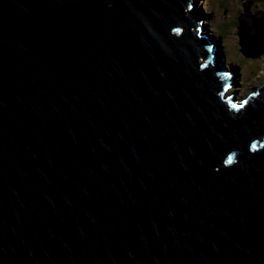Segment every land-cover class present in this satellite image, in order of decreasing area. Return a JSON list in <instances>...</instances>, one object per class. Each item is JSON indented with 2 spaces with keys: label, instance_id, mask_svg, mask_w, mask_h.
<instances>
[{
  "label": "water",
  "instance_id": "obj_1",
  "mask_svg": "<svg viewBox=\"0 0 264 264\" xmlns=\"http://www.w3.org/2000/svg\"><path fill=\"white\" fill-rule=\"evenodd\" d=\"M206 19L195 0H0V264H264V85L226 91Z\"/></svg>",
  "mask_w": 264,
  "mask_h": 264
},
{
  "label": "rangeland",
  "instance_id": "obj_2",
  "mask_svg": "<svg viewBox=\"0 0 264 264\" xmlns=\"http://www.w3.org/2000/svg\"><path fill=\"white\" fill-rule=\"evenodd\" d=\"M197 8L205 15V24L207 29L204 32L210 36L213 34L215 26L221 25L225 37L216 40L218 44L217 58L223 61V65L232 66L231 72L233 83L231 91L237 98L247 97L253 89L264 85V55L258 59L247 58L241 52V46L238 36L237 19L244 11L242 0H195ZM248 1V0H245ZM255 0H253L254 2ZM252 6L253 13L264 21V3L256 2ZM224 49L225 55L221 51ZM221 51V52H220ZM241 62V65L234 66L235 62Z\"/></svg>",
  "mask_w": 264,
  "mask_h": 264
},
{
  "label": "trees",
  "instance_id": "obj_3",
  "mask_svg": "<svg viewBox=\"0 0 264 264\" xmlns=\"http://www.w3.org/2000/svg\"><path fill=\"white\" fill-rule=\"evenodd\" d=\"M256 2H263L264 3V0H257ZM239 19V18H238ZM237 19V25H239V20ZM215 33H213L215 36H217V37H225V35L227 36V34L224 32V30H223V28H222V26L221 25H219V26H215ZM235 66L236 65H241V62H239V60L237 61V62H235V64H234Z\"/></svg>",
  "mask_w": 264,
  "mask_h": 264
},
{
  "label": "clouds",
  "instance_id": "obj_4",
  "mask_svg": "<svg viewBox=\"0 0 264 264\" xmlns=\"http://www.w3.org/2000/svg\"><path fill=\"white\" fill-rule=\"evenodd\" d=\"M196 2V1H195ZM254 4H259V3H254ZM196 6H197V4H196ZM206 21V20H205ZM213 33H215V31L213 32ZM214 35V34H213ZM217 36H215L214 35V38L217 40V38L218 39H221L220 37H217ZM224 50V49H223ZM217 51H218V44H217ZM225 52V51H224ZM224 55H225V53H224ZM222 61V60H221ZM223 62V61H222ZM229 70H230V73L234 70V68L232 67V66H227V65H225ZM235 66V65H234ZM232 77V76H231ZM231 83H233V78H232V82ZM231 86H232V84L226 89V91H231Z\"/></svg>",
  "mask_w": 264,
  "mask_h": 264
},
{
  "label": "bare ground",
  "instance_id": "obj_5",
  "mask_svg": "<svg viewBox=\"0 0 264 264\" xmlns=\"http://www.w3.org/2000/svg\"><path fill=\"white\" fill-rule=\"evenodd\" d=\"M255 1H257V0H255ZM255 1H254V3H255ZM221 51L223 52V54L225 53L223 49H222ZM221 51H220V52H221ZM216 59H217V57H216ZM217 60H218V59H217ZM218 62H219V63L221 62V63L223 64L222 61H219V60H218Z\"/></svg>",
  "mask_w": 264,
  "mask_h": 264
},
{
  "label": "snow or ice",
  "instance_id": "obj_6",
  "mask_svg": "<svg viewBox=\"0 0 264 264\" xmlns=\"http://www.w3.org/2000/svg\"><path fill=\"white\" fill-rule=\"evenodd\" d=\"M229 163H231V159H229Z\"/></svg>",
  "mask_w": 264,
  "mask_h": 264
}]
</instances>
